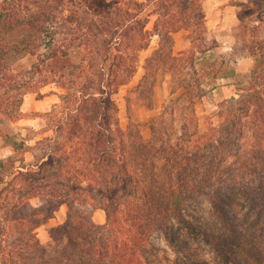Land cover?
Returning a JSON list of instances; mask_svg holds the SVG:
<instances>
[{"label":"trees","instance_id":"16d2710c","mask_svg":"<svg viewBox=\"0 0 264 264\" xmlns=\"http://www.w3.org/2000/svg\"><path fill=\"white\" fill-rule=\"evenodd\" d=\"M183 1L181 21L193 28V41L205 42V10L199 0ZM143 12L139 0H0L4 113L19 117L27 91L60 77L66 92L48 115L55 131L67 138L47 137L52 151H34V165L19 167L26 144L5 135L14 152L0 158L2 264H32L47 253L36 230L63 203L68 217L53 228V237L67 243L55 246L64 259L58 256L54 264H213L201 254L203 248L224 264H264V181L251 186L237 180L243 160L230 169V151L223 149L230 144L241 157L246 151L245 165L257 161L253 149L243 148L256 123L264 121V89L226 99L211 135L173 152L160 148L163 131L157 127L151 142L140 137L134 144L133 159H126L116 142L114 95L135 72L136 52L147 44ZM162 61L155 58L153 65ZM68 142L82 144L81 161L61 160ZM12 175L28 186L3 197L1 185ZM203 196L216 222L198 219L196 204ZM35 197L39 206L32 202ZM98 200L106 210L105 223L93 217Z\"/></svg>","mask_w":264,"mask_h":264},{"label":"rangeland","instance_id":"374dc122","mask_svg":"<svg viewBox=\"0 0 264 264\" xmlns=\"http://www.w3.org/2000/svg\"><path fill=\"white\" fill-rule=\"evenodd\" d=\"M139 1L143 2L149 38L145 48L136 52L135 72L125 78L114 95L117 111L113 133L118 146L127 154L126 159H133L130 150L134 144H138L140 137L149 142L153 140L155 127L163 131L160 148L168 152L201 135L204 140L207 139L213 125L220 123L218 109L226 99L234 95L248 97L255 87L264 89V0H199L206 15L202 27L205 42L193 41V28L181 21L183 0ZM166 2L167 7H164ZM158 49L161 53H157ZM253 49H256V55ZM182 55L186 56L181 59ZM152 56L154 58L149 62ZM155 58H162L159 66L153 65ZM23 65L28 66L27 63ZM148 67H151L150 70ZM63 81L60 77H54L50 82L27 91L21 113L14 119L4 113L8 102L4 99V90L0 89V158L14 152L13 146L5 138L7 134L26 144V160L18 161L19 167L34 165V151H52L47 137L67 140L65 134L55 131V120L48 115V111L61 102V95L66 92ZM245 144L243 149H253L257 161L251 160L245 165L246 151L241 157L236 148H230L229 144L223 148L230 151L226 164L230 169L238 168L240 160H243L242 168L235 169L237 180L256 186L264 181V174L260 172L261 169L264 171V121L256 123L254 137ZM67 149L69 152L61 159L64 162L69 157L75 161L82 158L79 156L81 143L70 142ZM7 181L9 184L1 185L5 187L3 197L18 193V187L28 186L21 178H13V175ZM32 202L40 205L37 197L32 198ZM102 205V201L98 200L93 209V217L98 223L107 220ZM196 209L198 219L216 222L212 204L204 196L201 203L196 204ZM68 211V204L63 203L52 217L37 228V236L46 245L47 253L40 254L32 264L39 261V264L55 263L59 256L55 249L66 246L67 239L57 241L53 237V228L67 219ZM3 212L0 203V213ZM159 243L168 248L166 241L160 239ZM200 251L213 264H224L210 250L203 248ZM59 257L64 259L62 255Z\"/></svg>","mask_w":264,"mask_h":264}]
</instances>
